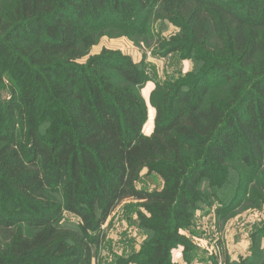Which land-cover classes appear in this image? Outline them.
Masks as SVG:
<instances>
[{"label":"trees","instance_id":"trees-1","mask_svg":"<svg viewBox=\"0 0 264 264\" xmlns=\"http://www.w3.org/2000/svg\"><path fill=\"white\" fill-rule=\"evenodd\" d=\"M155 20L179 28L159 54L193 70L156 83L145 135L144 65L114 50L79 60L104 29L147 42ZM4 75L0 264H101L102 225L126 200L147 235L126 262L175 264L173 247L192 249L202 184L219 217L264 205V0H0V87ZM143 169L160 189L136 186Z\"/></svg>","mask_w":264,"mask_h":264},{"label":"rangeland","instance_id":"rangeland-1","mask_svg":"<svg viewBox=\"0 0 264 264\" xmlns=\"http://www.w3.org/2000/svg\"><path fill=\"white\" fill-rule=\"evenodd\" d=\"M237 1V0H227ZM152 38L147 42L134 40L126 34H109L104 29L97 41L90 46L88 54L79 60L84 63L89 56L97 55L103 50L119 51L129 56L134 62L144 65L148 80L140 88V94L147 107L149 125L145 135L151 133L155 110L150 104V94L156 83L175 82L186 79L193 70V61L185 58L180 52L162 56L159 54V44L179 32V28L167 20H155L151 23ZM11 81L4 75L0 87L2 101L11 97ZM4 103V102H3ZM149 113V115H148ZM138 188L152 191L162 187V180L154 172L143 169L136 183ZM205 201L195 211L192 225L186 230V236L192 244V249L184 256L183 247L171 249V260L175 264H260L261 248L264 237L260 227L264 223V205L257 208L242 200L227 215L219 217L215 212L221 207L220 202L211 194L206 183L202 184ZM220 199L228 201L232 198L233 186L225 185L217 190ZM142 212L136 201L126 200L107 218L102 225L105 236L101 247L97 250L98 261L101 264H135L126 262L135 253L146 238V234L138 227L137 212ZM65 220L76 222L77 218L65 214ZM187 259V260H186ZM92 264H96L93 259Z\"/></svg>","mask_w":264,"mask_h":264}]
</instances>
